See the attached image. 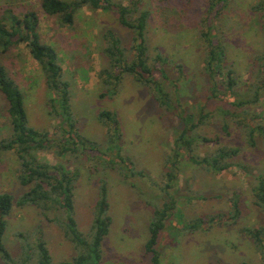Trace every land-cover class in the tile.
<instances>
[{
  "label": "rangeland",
  "instance_id": "obj_1",
  "mask_svg": "<svg viewBox=\"0 0 264 264\" xmlns=\"http://www.w3.org/2000/svg\"><path fill=\"white\" fill-rule=\"evenodd\" d=\"M115 1L130 3V0ZM208 2L143 0L141 5L151 12L147 25L150 52L161 51L170 59L164 65L170 78L165 83L176 109H169L160 106L149 88L130 74H125L117 86H110L116 89L115 94H106L107 87L99 76L109 62L102 52L103 35L112 29L127 47L133 38L132 30L119 22L115 11L84 7L70 26L45 14L40 0H0V15L9 6L18 13L32 8L39 13L41 36L57 48L64 77L71 82L72 108L82 134L100 142L107 159L115 157L114 151L106 149L110 144L107 142L108 125L99 119V112H116L123 132L122 152L130 155L136 167L146 174L145 177H124L116 168L108 166L100 154L91 151L67 157L57 156L53 151L39 154L53 164L64 162L80 170L74 205L79 227L85 234L91 231L100 179L105 178L108 183L112 223L102 243V257L71 264H154L157 253L160 254L159 264H264V256L247 232L249 228L264 224V213L255 203L254 195L257 176L264 175V142L258 137L257 145L250 146L242 129L221 107L240 109L227 100L209 97L211 82L204 71L206 52L200 37ZM260 3L261 0H230L216 19L217 30L225 38L228 63L236 70L243 93L244 83L260 78V64L255 60V55L264 50V9H257ZM0 61L7 65L21 87L30 124L48 129L53 137H61V120L52 112L45 73L26 44L13 46L7 55L0 54ZM177 63L184 65L183 74L175 66ZM157 75L162 78L161 73ZM171 80H175L176 85ZM1 105L0 96V140L9 136L12 129L10 118ZM248 107L262 115L256 121L264 124V92L259 102ZM202 108L209 115L197 128L201 136L196 141L194 154L203 156L224 144L238 147L236 161L240 166L217 173L190 161L188 152L183 149L182 155L174 156L175 140L185 126L182 116L197 113ZM225 120L230 121L228 131L224 129ZM202 136L216 141L204 142ZM18 167L16 152L0 149V193L12 192L16 199L28 190L18 178ZM167 171L177 175L169 194L163 189L168 183ZM168 195L175 196L176 211L166 220L155 249L148 251L146 245L154 211L169 199ZM236 195L241 214L232 223V203ZM45 213L34 204L16 205L4 234L7 248L19 258L23 253L20 234L29 237L34 245L36 230L42 229L53 263L73 261L77 249L62 227L52 220L63 218V213L55 209ZM211 215H218V220L205 224L204 228L186 230L187 226L180 224H190ZM0 264L12 263L0 253ZM31 264H37L36 259Z\"/></svg>",
  "mask_w": 264,
  "mask_h": 264
},
{
  "label": "trees",
  "instance_id": "obj_2",
  "mask_svg": "<svg viewBox=\"0 0 264 264\" xmlns=\"http://www.w3.org/2000/svg\"><path fill=\"white\" fill-rule=\"evenodd\" d=\"M230 0H209L208 8L203 17L204 27L200 31L203 40L205 58L204 71L207 73L211 86L210 98H221L240 110H230L222 108L225 115L233 117L235 123L242 129L246 142L250 146L257 145L258 137L264 142V124L256 121L262 118L259 113H254L248 106L259 102L264 92V50L255 55V60L260 64V78L255 81L244 83V93L240 91L241 81L236 70L228 63V55L225 38H222L217 30L216 19L222 11L229 5ZM45 14L55 16L60 24L73 25L76 15L84 7L92 10L115 11L119 22L133 32L132 44L127 47L122 45L121 38L112 30L108 29L104 33L105 46L103 54L109 62L106 67L100 70L99 76L107 87L106 94H115L117 86L125 74H130L141 84L149 88L160 106L176 109L171 93L167 89L165 81L169 78L164 65L170 62L167 55L161 51L152 54L150 52L147 25L151 17L148 9H142L143 0H130V3L117 2L115 0H40ZM259 4V10H263ZM40 15L35 8L23 13H18L13 7L3 9L0 15V54L7 55L13 46L22 43L26 44L31 55L42 67L48 90L50 91L52 112L61 120V137H53L48 129H38L29 122L28 114L24 103V94L19 83L10 74L7 65L0 61V96L2 98L1 109L5 110L10 118L12 127L11 134L0 140V149L15 151L19 158L18 178L23 185L28 186V190L18 199L12 192L4 191L0 193V253L12 264H31L36 259L37 264H54L47 242L44 239L42 229H37V240L34 245L29 237L20 234L23 253L19 258H15L4 242V234L8 224V218L14 207L34 204L45 211L55 209L63 213V218L57 217L55 220L64 230L65 236L74 244L78 253L73 261H62L57 264L81 263L92 257H102V243L109 233L112 217L109 214L108 183L105 178L99 182V192L97 208L89 234L81 231L75 215V189L77 181L81 176L79 169H72L64 162L53 164L44 160L39 155L43 151H53L57 156L67 157L69 154L81 153L90 154L96 152L100 158L106 160L108 166L117 169L124 177L143 176L146 174L136 164L130 155L122 152V135L118 114L111 110L99 112V119L108 125L110 143L106 149L114 151L115 157L107 159L105 150L100 147V142L92 139L79 129L78 120L73 112L71 102V82L64 77V70L61 65L57 48L46 42L39 31ZM225 37V35H224ZM175 66L181 74L184 65L177 63ZM161 73V77H158ZM176 85L175 80L170 81ZM209 113L204 109H199L197 113L182 116L184 129L176 138L174 156L182 155V149L188 152L187 158L214 172H223L229 168L240 166L236 161L239 154L238 147H230L226 144L219 145L213 151L203 156L194 154L196 141L200 140V133L197 128ZM198 117V118H197ZM197 118V119H196ZM229 120H225L224 129L228 131ZM202 141L213 142L216 139L202 136ZM218 140V139H217ZM104 156V158H102ZM99 158V159H100ZM117 164L120 167L117 168ZM245 166V165H244ZM168 183L163 187L166 193L175 182L174 171H167ZM257 184L254 187L255 203L264 213V175L257 176ZM168 195V200L154 211V218L150 223L151 235L147 242V250L153 251L157 243L160 231L165 228L166 220L174 210L176 211L175 196ZM241 214L238 203V196L232 203V223L237 221ZM218 215L200 217L190 224L182 222V227L186 225V230L204 228L208 223L218 220ZM184 224V225H183ZM253 239L261 254L264 256V224L259 227L249 228L247 231ZM160 254L154 256V264H159ZM247 264V263H244Z\"/></svg>",
  "mask_w": 264,
  "mask_h": 264
}]
</instances>
